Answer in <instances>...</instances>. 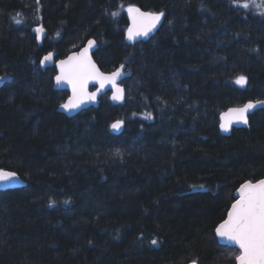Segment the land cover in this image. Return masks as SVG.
<instances>
[{"label":"trees","instance_id":"1","mask_svg":"<svg viewBox=\"0 0 264 264\" xmlns=\"http://www.w3.org/2000/svg\"><path fill=\"white\" fill-rule=\"evenodd\" d=\"M130 4L165 13L145 42H125ZM262 12L264 0H0V168L25 180L0 191V264H233L215 227L264 176V108L229 135L219 115L264 100ZM91 37L102 70H131L125 101L67 117L53 63Z\"/></svg>","mask_w":264,"mask_h":264},{"label":"snow or ice","instance_id":"2","mask_svg":"<svg viewBox=\"0 0 264 264\" xmlns=\"http://www.w3.org/2000/svg\"><path fill=\"white\" fill-rule=\"evenodd\" d=\"M233 3H239V0H233ZM243 8H248V3L240 5ZM257 7H260L257 5ZM127 12L131 14L133 26L127 30V38L135 40L138 37L147 38L149 33L154 29L163 12L160 13H145L141 12L139 8L129 6ZM118 12H113V17L117 16ZM261 14H264L262 12ZM20 14H17L19 17ZM17 17L14 20L17 24L23 21ZM35 31L39 34L43 32L42 28H37ZM39 39V35L37 37ZM94 44V41H88V47H85L80 53L69 56L67 60L59 61L61 74L56 76V84L60 85L62 81H67L72 86L73 96L69 98L68 102L62 104L61 107L65 110L76 109L87 100H95L96 94L88 95L85 91L87 81L89 79H98L100 87L103 88L106 83H110L115 89L112 99L122 100L123 89L120 88L116 81L121 76L119 69L112 72L110 75H104L96 69L95 64L92 63L88 57V50ZM52 54L44 57L41 64L51 59ZM239 85L246 82L244 76H240L235 81ZM262 103V102H257ZM255 107V104L249 102L243 107L230 109L229 113L233 114L237 121L247 123L246 113L249 109ZM122 121H117L111 125L113 129H119ZM227 124H221V128L227 130ZM16 173L0 170V181L14 178ZM240 198L232 205L228 213V218L220 224L216 233L226 238L227 241L233 242L239 246L240 254L235 257L238 264H264V180H260L253 184L251 181L245 182L238 189ZM153 244L157 242L152 241ZM195 264V262H193Z\"/></svg>","mask_w":264,"mask_h":264},{"label":"water","instance_id":"3","mask_svg":"<svg viewBox=\"0 0 264 264\" xmlns=\"http://www.w3.org/2000/svg\"><path fill=\"white\" fill-rule=\"evenodd\" d=\"M129 6H134L136 8H139L141 12H145V13H148V12H151V13H160V12H163V11H150V10H147V9H143L141 8L140 6L138 5H135V4H130L128 5L126 8H125V14H126V17H127V26H126V29H125V34H124V39H125V42L128 43V44H136L138 42H145L147 40H149L152 36H154L158 30L160 29L163 21H164V16L161 17L160 21L157 23L156 27L154 29H152V31L149 33V36L147 38H144V37H138L136 38L135 40H129L127 38V30L128 28L132 27L133 26V22H132V19H131V14H129L127 12V8ZM164 13V12H163ZM165 15V13H164ZM89 40H92L94 41V44L89 48L88 50V57L91 59L92 63L95 64L96 66V69H98V71L100 73H103L104 75H110L112 72L116 71L117 69L120 68L121 65H124V68L121 70V76L119 78H117V85L123 89V99L122 100H113L112 99V95L115 91V89L112 87V85L110 83H106L105 86L103 88L100 87V82L98 79H89L87 81V84H86V88H85V91L88 95H91L92 93H95L96 94V98L95 100H85L83 103L80 104V106L76 109H71V110H65L64 108L61 107L62 104H65L68 102L69 98L73 96V91H72V86L70 84L67 83V81H62V83L60 85H57L56 84V76L60 75L61 74V70H60V65H59V61L61 60H67L69 56H72L74 54H77V53H80L85 47H88V41ZM98 47V44L96 42V40L91 37V38H88L82 46H80L78 49L76 50H73V51H70L68 52L65 56L63 57H60L58 59H56L54 61V67H55V74L53 76V88L55 90H59V91H65L67 93L66 97L64 98V100L59 104L58 108H57V111L58 112H61L63 113L65 116L67 117H73L75 116L76 114H78L79 112L89 108V107H92V108H97L99 106V103H100V100L103 96H105L106 94H108L109 96V99L112 101V103L114 104H123L124 101H125V87L124 85L122 84V81L127 78V77H130L132 72L130 69H127V66L126 64L124 63H121L119 66L115 67L114 69L110 70V71H104L102 70L98 63L95 61L94 57H93V53L94 51L97 49ZM245 83L242 85L244 86ZM249 102H252L255 104V107L252 108V109H249V111L246 113V118H247V123H243V122H240V121H237L234 117L233 114H230L229 113V110L230 109H234V108H240V107H243L245 104L249 103ZM257 102H262V103H257ZM260 108H264V100H256V101H252V100H249V101H246L245 103L241 104V105H238V106H232V107H229L227 108L226 110L222 111L219 115V129L221 131L222 134L224 135H229L232 131L233 128H247L249 127V115L251 113H253L255 110L257 109H260ZM117 121H122V120H115L111 123V125ZM221 124H227L228 127H227V130L221 128ZM110 125V127H111ZM123 125H124V122L122 121V124L120 125L119 129H113L111 127V130L114 132V133H120L122 128H123ZM0 170H3V171H7V172H14L12 170H9V169H4V168H0ZM16 173V172H14ZM260 180H264V176L259 178V179H256V180H245L243 181L238 187L237 189L235 190L234 194H233V197H234V200L233 202L230 204L229 206V209L226 213V216L225 218L219 222L217 224V226L215 227V234H216V238H217V241L222 244V245H227V246H230V247H235L236 249L239 250V246L238 245H235L233 242L231 241H227L226 238H222L220 237L217 233H216V229L217 227L222 224L227 218H228V213L229 211L231 210L232 208V205L235 203V201L237 199L240 198V193L238 191V189L240 188V186L242 184H244L245 182H248V181H251L253 184L257 183L258 181ZM25 185V180L22 179L17 173H16V176L14 178H9L7 180H4V181H0V191H3V190H6V189H12V188H18V187H22ZM239 254H240V250H239ZM238 254V255H239ZM237 255V256H238ZM193 262H195V264H198V262L196 261H190L188 262L187 264H193ZM233 264H238V261H236V259H234V263Z\"/></svg>","mask_w":264,"mask_h":264},{"label":"rangeland","instance_id":"4","mask_svg":"<svg viewBox=\"0 0 264 264\" xmlns=\"http://www.w3.org/2000/svg\"><path fill=\"white\" fill-rule=\"evenodd\" d=\"M37 28H41V26H36V27H34L33 30L35 31V29H37ZM36 34H37V37L39 35V40H40L42 38L43 32L39 33V34L36 32ZM51 60H52V56H51V59L48 60V61H51ZM10 79H11V75H6V74L5 75H0V84L4 83L5 81L10 80Z\"/></svg>","mask_w":264,"mask_h":264},{"label":"flooded vegetation","instance_id":"5","mask_svg":"<svg viewBox=\"0 0 264 264\" xmlns=\"http://www.w3.org/2000/svg\"><path fill=\"white\" fill-rule=\"evenodd\" d=\"M126 7H127V6H126ZM126 7H125V8H126ZM125 16H126V14H125ZM126 22H127V17H126ZM126 26H127V24H126ZM125 29H126V28H125ZM124 34H125V30H124Z\"/></svg>","mask_w":264,"mask_h":264}]
</instances>
